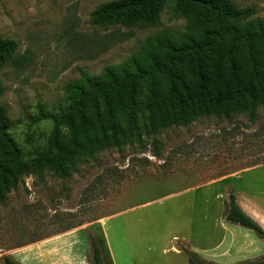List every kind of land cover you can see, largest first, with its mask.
I'll return each mask as SVG.
<instances>
[{"label":"rangeland","instance_id":"1","mask_svg":"<svg viewBox=\"0 0 264 264\" xmlns=\"http://www.w3.org/2000/svg\"><path fill=\"white\" fill-rule=\"evenodd\" d=\"M110 1L0 0V35L20 43L0 72L1 102L15 120L12 134L28 161L47 145L53 129L52 121L31 118L40 105L58 111L66 84L80 78L82 68L99 74L127 60L151 35L186 30L187 21L172 10L175 0H167L155 28L94 25L92 12ZM235 1L255 6L264 17V0ZM142 139L73 158L65 177L50 162L40 172L23 174L18 188L0 203L1 260L10 255L18 261L21 256L12 250L79 228L70 238L78 240L77 250L90 264L92 236L105 264H190L191 253L205 257L229 234L222 223L248 235L236 236L245 242H237L235 254L212 263L264 256V241L254 231L221 221L227 185L204 186L262 165L236 185L264 187V106L255 123L246 114L231 119L210 115L144 133ZM103 234L110 254L99 241ZM241 245L249 251L244 247L242 253Z\"/></svg>","mask_w":264,"mask_h":264},{"label":"trees","instance_id":"2","mask_svg":"<svg viewBox=\"0 0 264 264\" xmlns=\"http://www.w3.org/2000/svg\"><path fill=\"white\" fill-rule=\"evenodd\" d=\"M167 0H113L92 12L100 27L155 28ZM175 15L187 21L183 32L160 31L120 64L99 74L81 69L80 78L65 86L58 111L39 107L34 123L50 120L47 145L28 161L12 134L15 120L1 99L0 78V203L17 189L20 177L44 163L56 165L65 177L73 158L109 147L142 142L144 133L172 125H189L199 117L231 119L246 114L252 123L264 106V17L253 5L235 0H175ZM20 43L0 35V72L13 60ZM156 156H160L156 152ZM225 219L252 230L264 241V228L231 194ZM102 244L103 239H99ZM92 264H105L91 237ZM4 264H21L10 255ZM190 264H215L190 254ZM232 264H264V256Z\"/></svg>","mask_w":264,"mask_h":264},{"label":"crops","instance_id":"3","mask_svg":"<svg viewBox=\"0 0 264 264\" xmlns=\"http://www.w3.org/2000/svg\"><path fill=\"white\" fill-rule=\"evenodd\" d=\"M259 168H262V165H255L252 167L250 166L243 170L232 172L231 174L217 177L207 183H204V186L209 184L218 185L223 183L227 185L226 199L224 202L225 209L223 210L222 204L219 206V210L222 212L223 216L221 220L222 222L226 221V202L228 201L230 195L234 194L240 207L264 228V187L259 188V186L256 187V185L252 184L246 185L245 187L236 185L237 182H240L244 179L246 174ZM105 219H107V217L97 221V224H103ZM222 225L227 228L226 231L229 234L222 238L220 243L211 250V253L206 254L205 257L200 256L206 261L218 263L223 256L230 257V255L236 253V249L240 248V245L237 242H245L244 239H237L236 236L242 235L243 237H246L248 233H241L240 231L236 230V228L229 227L227 223H222ZM80 230L82 229L76 228L66 232L58 233L12 251L18 252L17 255L21 256L18 261L22 264H90L88 256H86L85 261V259L82 258L81 249L77 250V246L79 244L78 240L70 238L71 234ZM102 239L108 254H110L107 248V239L104 234ZM36 246H41V248L35 250ZM241 247L242 253H245L243 251L245 245H241ZM245 248L247 251H249L248 247ZM243 260H245V257H242L237 261L225 262L223 264H232ZM0 264H4L1 258Z\"/></svg>","mask_w":264,"mask_h":264}]
</instances>
